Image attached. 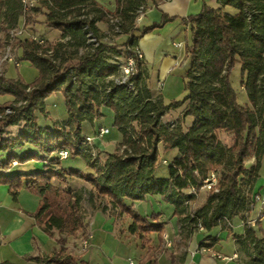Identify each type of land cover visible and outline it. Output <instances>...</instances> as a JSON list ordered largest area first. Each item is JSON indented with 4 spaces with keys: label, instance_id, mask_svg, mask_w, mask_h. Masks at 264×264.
I'll use <instances>...</instances> for the list:
<instances>
[{
    "label": "trees",
    "instance_id": "trees-1",
    "mask_svg": "<svg viewBox=\"0 0 264 264\" xmlns=\"http://www.w3.org/2000/svg\"><path fill=\"white\" fill-rule=\"evenodd\" d=\"M114 1V11L95 0H36L37 5L24 11L22 0H0L4 36L0 50L21 19L27 26L38 14L45 16V27L60 34L51 43L39 44L32 37L14 43L21 61L37 71L33 81L0 75V96L9 98L0 103V186L7 187L13 202L21 190L39 198L29 216L43 224V232L56 243L51 253L37 256L36 263L87 264L66 250L68 238L85 235L83 212L68 184V178H75L89 182L98 200L110 199L131 220L128 234L146 249L140 264H155L159 250L150 247L147 236L157 233L161 238L164 228L159 215L142 217L126 203L146 196L173 206L183 240L219 228L233 238L241 264H264L262 231L245 224L238 236L231 228L234 218L246 221L253 211V187L264 158V0H217L218 7L203 5L197 15L180 20L189 31L185 52L190 64L183 78V99L168 104L152 94L148 69L138 57L139 39L158 27L135 25L148 0ZM167 20L163 17L162 23ZM98 25L109 26L113 36L126 37L122 50ZM120 56L134 61L136 73L128 84L115 82V58ZM238 64L239 84L248 100L244 105L238 104L230 83ZM53 94L63 98L66 117L62 121L47 115L46 100ZM101 109L113 115V127L121 135L117 150L103 159L81 147L82 124L101 119ZM175 109H181L177 119L163 123L161 117ZM38 115L49 125H40ZM186 118L192 122L183 128ZM9 127L18 131L11 135ZM220 131L229 137L228 143L220 139ZM159 145L163 152L178 153L166 162V177L155 175ZM25 146L30 149L20 152ZM61 151H67L68 158H81L89 171L63 169ZM250 159L255 164L247 167ZM32 162L43 163V168L15 171L18 165ZM210 173L217 176V192H208L205 202L195 208ZM50 216L56 219L58 238L48 229ZM206 241L207 248L218 243Z\"/></svg>",
    "mask_w": 264,
    "mask_h": 264
},
{
    "label": "crops",
    "instance_id": "crops-1",
    "mask_svg": "<svg viewBox=\"0 0 264 264\" xmlns=\"http://www.w3.org/2000/svg\"><path fill=\"white\" fill-rule=\"evenodd\" d=\"M95 1L109 11H114L115 9L114 0ZM203 5L210 7L219 6L217 0H154L153 2L148 0L145 10L139 13L136 18L135 25L138 29L153 25L158 26L139 39L138 47L142 60L148 69L149 87H153L154 89L157 82H162L163 90L161 94L164 89H168L169 91L174 90L176 82H181L182 86L184 85L183 78L190 64V56L185 52L189 31L186 26L181 24L180 20L197 15L201 11ZM225 10L233 12L230 8H226ZM163 17L169 20L162 23ZM98 27L104 33L107 32L104 25H98ZM45 39L49 40L48 38ZM118 39L123 43L126 37L121 36L118 37ZM161 98L164 104L169 103H165L163 96H161ZM101 113L103 114L101 119L95 120L92 124H82L83 135H92L100 128H108L105 126L96 127L97 122L103 120L106 114H110L107 109H101ZM64 119L65 117L56 120L62 121ZM108 129L109 133L107 139L120 142L121 135L118 130L115 134H112L111 129ZM67 159L61 161V166ZM247 163L252 166L255 164V161L254 159H250ZM74 164H77L78 167L75 169L81 172L87 173L89 171L82 160ZM36 165H39L41 170L44 164L38 163L35 164V166ZM72 165L70 163L67 167L63 166V169H72L70 168L73 167ZM71 180L72 178H68V184L77 194V198L82 196L81 191H85L89 196L95 197L91 201L87 200L83 204L78 202L83 212V233H85V235L90 234L91 239L89 240V245L86 250L82 251L79 249L80 252L74 250L72 255L87 264H129L130 261H133L134 264H140L146 249H142L139 241L134 236L128 234L127 230L131 224V220L122 213L120 214L123 217L118 214L114 215L112 213V215L109 213L106 208H111V212H113L114 207L111 206L116 205L110 199L98 200L96 192L89 182L77 179L78 181L74 183L75 185H72ZM253 192L254 194L264 193L260 175L254 184ZM24 194L28 196L27 199L33 197L34 200L37 201V207L39 198L35 194L26 190H21L17 202H13L7 193V187L0 186V203L2 204L0 205V217L5 223L4 225L6 228L8 224L11 223L10 221L17 218L16 214L24 215L29 220V222L26 223V229L21 231L14 243H9L11 251L8 250L9 254L0 259V262H9L11 264H37L35 260L37 256L47 255L56 248L55 241L50 239L43 232V224L35 223L29 216L30 213L35 211L36 207L32 210L21 208V199ZM197 202L200 206L204 203V200H199L197 196ZM126 203L140 216L148 218L150 215L156 214L159 215V222L164 223L161 238L158 237L157 233H151L147 236L150 240V247L159 250L158 254L154 257L155 264H241L237 247L232 237V246L230 250L223 248V241L230 238L226 231H221L219 228H213L209 232L198 231L188 240H183L179 235V225L174 216L173 206L163 203L159 197L150 196H146L143 201ZM1 206H3V208H1ZM11 208H13L14 211L10 210ZM123 218H126V230L121 234L120 225L123 223ZM249 220H256L254 229H260L262 234H264V229L262 227L264 216L258 217L257 210L254 209L249 215ZM231 228L234 235L240 236L244 233L235 232L237 229H244L239 217L231 221ZM53 231L54 232H51L53 236L58 238L57 228H53ZM214 231L218 232L213 234ZM0 234L3 235L2 237L0 236L1 248V243L5 241L4 239H6V237L4 232H0ZM262 234L258 233V236ZM164 235H166L169 241L168 246L164 243ZM79 237L78 235L75 238ZM207 239H217L218 243L212 248H207L203 246V243L204 245L207 244ZM77 240L76 242H78ZM70 249L71 245L68 239L66 244L67 252H70ZM233 255L237 257L232 259ZM218 256L223 259L218 258ZM225 257L228 259H224Z\"/></svg>",
    "mask_w": 264,
    "mask_h": 264
},
{
    "label": "rangeland",
    "instance_id": "rangeland-1",
    "mask_svg": "<svg viewBox=\"0 0 264 264\" xmlns=\"http://www.w3.org/2000/svg\"><path fill=\"white\" fill-rule=\"evenodd\" d=\"M32 5H37L36 4V0L31 1ZM44 20H45V16L43 14H38L35 17V22L34 23H30L27 26L23 25V19H21V21L19 22L18 25V29H22L21 31V36H19V40H22L24 38H28V37H36L39 40L42 41H46L48 43H51L53 41H56L60 38V34L54 30V29H49L47 27L44 26ZM106 28V31L108 32V35L110 37V39H112V45H117L119 46V50H122V42H120L121 40L118 39V37L121 36H113V32L110 30L109 26L104 25ZM3 33H0V41L3 40ZM48 38L49 40H46L45 38ZM118 39V40H117ZM15 43V42H14ZM14 43L12 44H8V39H7V45H5L1 50H0V75L1 76H5L7 78H20L23 82L28 83L33 81L36 77H37V71L32 68L27 62L25 61H21V52L17 47H14ZM10 47L11 51H9L7 53V49ZM5 54H7L5 56ZM5 56V57H4ZM240 81V65H236L235 68L232 70L231 74H230V83L232 88L234 89V91L237 94V102L239 105H244L248 103L246 94L243 90V88L240 86L239 84ZM152 84V83H151ZM154 84V83H153ZM147 86H150V83L147 82ZM150 90L152 91V94L155 96H159L161 98V96H163V99L165 101V103L172 101H179L182 100L184 95H185V91H184V86H182L181 82H176V87L174 88V90H168V89H164L163 93L161 94L162 90H163V85L162 82H157L155 88L153 89V87H149ZM165 88V87H164ZM153 89V90H152ZM62 96L60 94H53L51 95L47 100H46V112L48 117L52 118V119H63L64 117H66V112H65V107H64V101L62 100ZM162 99V98H161ZM9 100L8 97H1L0 96V103H4L5 101ZM170 117L167 116V119H169ZM37 120L39 122V124L43 125H49L48 121H44V119H42L41 116L38 115ZM112 120H113V115L110 113L106 114L105 118L99 122L96 123V127H108L111 129L112 134H115L117 129H115V127H113L112 124ZM192 122L191 118H186L184 120L183 123V128H187L188 126H190ZM7 131L13 135L16 133V131H18L17 127H9L7 128ZM219 133V137L220 139L225 142L228 143L229 141V137L224 135L223 132H218ZM108 135V134H107ZM107 135H105L103 138H95V149H96V155L98 153V157L99 159H103L106 157V155L111 154L113 152H115V150H117L119 142H116L114 140H108L107 139ZM85 136H91V135H84ZM30 149V147L25 146L24 149H22L20 152L24 151V150H28ZM178 153L176 150H171V151H167V152H163V148L161 145H159V152H158V158H157V166H156V170H155V175L157 177H166L167 176V164L163 163V161L165 160L166 162H170L172 160V158L174 156H177ZM1 158V155H0ZM82 159L79 157H75V158H68L62 165V168H64L63 166H66L68 164L71 163V165L73 167H70L72 169H65V170H77L75 168L77 167V164L74 163H78L80 162ZM63 161V160H62ZM36 162H32V163H27L25 165H18L15 168L16 172H31V171H35V170H40L39 165ZM246 166L250 167L251 164H248L246 162ZM260 171H259V175L260 178L262 180V186L264 187V158L262 161V166L260 167ZM72 185H75L74 183L76 181H78L75 178H72ZM75 192V191H74ZM82 192V196L77 198V194L75 193V198L77 203H85L87 200L91 201L92 199H94V196H89L88 193H85V191H81ZM208 192L205 190H201L198 192V198L199 200H204L206 199ZM79 195V194H78ZM27 195L24 194L22 196L21 199V208H24L26 210H32L36 207L37 201L34 200V198L30 197L27 199ZM88 197V198H87ZM33 199V200H32ZM34 201V202H33ZM0 205H2L0 203ZM79 205V203H78ZM111 205V203H110ZM199 204L196 201L193 205V207H198ZM114 207L113 212H111V208H106L108 210L109 213H113L118 214L119 216L123 217L118 211V209L116 208V206H111ZM1 208H3V206H1ZM10 210L14 211L13 208H11ZM112 214V215H113ZM123 214V213H122ZM17 218L14 219L13 221H10L11 223L8 224L7 228L4 225L5 223L2 221V218L0 217V232H4V235L6 237V239H4L5 241H3L1 243V248H0V259L4 258L5 256H7V254H9L8 250L11 251V247L9 243H14L16 237H18L21 233V231L26 229V223L29 222V220L27 219L26 216L21 215V214H16ZM125 219L123 218V223H121L120 225V232L121 234L124 233V231L126 230V224H125ZM129 219V218H128ZM23 223V224H22ZM46 223L48 224V229L50 232H54L53 228H57L56 226V219L54 217H48L46 220ZM44 226V225H43ZM256 226V225H255ZM262 227L264 229V220L262 222ZM243 228L237 229L235 230L236 233H242ZM12 232V233H11ZM218 231H214L213 234L217 233ZM58 233V231H57ZM212 234V235H213ZM59 235V234H58ZM205 235V234H204ZM264 235V234H263ZM0 236L2 237L3 235L0 234ZM80 236V235H79ZM70 241V245H71V249H70V254L73 253L74 250L79 251V244H80V237L79 238H74V237H70L68 238ZM67 239V242H68ZM78 239V240H77ZM76 240L78 242H76ZM223 248L224 249H229L232 246L231 244V236L228 240H224L223 241ZM78 243V244H77ZM67 244V243H66ZM80 252V251H79Z\"/></svg>",
    "mask_w": 264,
    "mask_h": 264
},
{
    "label": "built area",
    "instance_id": "built-area-1",
    "mask_svg": "<svg viewBox=\"0 0 264 264\" xmlns=\"http://www.w3.org/2000/svg\"><path fill=\"white\" fill-rule=\"evenodd\" d=\"M31 1H33V0H22L24 11H26V10H28L34 6V5H32ZM21 31H22V29H18V28L9 31L8 32V44L9 43L12 44V43L16 42L17 40H19L18 38H19V36H21ZM32 39L37 41L39 44L43 43L42 40H39L34 36L32 37ZM6 49H7V53L9 51H11L10 47H8ZM6 55L7 54H5V56ZM138 57L141 58L140 53L138 54ZM115 63L118 66V77L115 78V82L128 84L129 77L136 73L133 59L128 58L126 56H120V57L115 58ZM7 112H9V111H7ZM180 113H181V109L170 110L169 112H167L166 114H164L161 117V120L163 123H173L177 119V117L179 116ZM167 116H169L170 118L167 119ZM108 133H109L108 128H100L98 131L93 133L91 136H85L83 142L81 143V147L84 149V151L87 154H89L92 157H95L96 156V152H95L96 147H95V142H94L95 138H103ZM58 157L60 160H65L69 157V153L67 151H61L58 153ZM163 163L166 164V161H163ZM217 182H218L217 176L214 173H210L207 176V178L203 181V186L200 188L199 191L205 190L207 192H210V191L217 192ZM192 192L193 191H188L187 194H191ZM251 201H252V210H254V209L257 210V216L258 217L264 216V193L253 194ZM255 223H256V220H249V218H246V221L241 220L242 225L247 224L249 226H254ZM90 239H91L90 234H86V235L80 234L79 248L82 251L87 249ZM163 240H164L165 245L168 246L169 241H168L166 235L163 236ZM236 257H237L236 255H233L232 259L236 258ZM218 258H222V257L218 256ZM224 259H228V258L225 257ZM129 264H134V263H133V261H130Z\"/></svg>",
    "mask_w": 264,
    "mask_h": 264
}]
</instances>
